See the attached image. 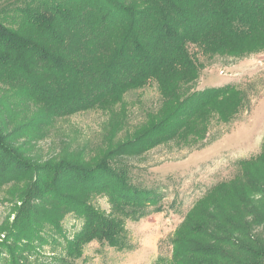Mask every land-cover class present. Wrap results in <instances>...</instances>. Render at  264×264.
<instances>
[{
    "label": "trees",
    "instance_id": "trees-1",
    "mask_svg": "<svg viewBox=\"0 0 264 264\" xmlns=\"http://www.w3.org/2000/svg\"><path fill=\"white\" fill-rule=\"evenodd\" d=\"M189 45L208 58L264 51V0H22L0 9V84L32 103L36 125L91 109L123 114L94 153L63 151L42 162L0 122L2 175L24 179L12 188L17 235L9 234L2 264H40L22 254L21 239L50 246L55 264H74L92 241L124 249L125 220L161 210L162 189L134 184L124 158L189 131L192 145L203 141L193 123L238 92L229 84L195 89L203 64ZM150 83L158 107L115 139L126 123L125 94ZM260 161L264 144L240 162V174L194 202L169 239L170 257L152 264H264V178L244 172ZM94 191L104 193L107 212L90 202ZM67 214L81 222L71 238L61 225Z\"/></svg>",
    "mask_w": 264,
    "mask_h": 264
},
{
    "label": "rangeland",
    "instance_id": "rangeland-1",
    "mask_svg": "<svg viewBox=\"0 0 264 264\" xmlns=\"http://www.w3.org/2000/svg\"><path fill=\"white\" fill-rule=\"evenodd\" d=\"M18 1L0 0V9L22 0ZM188 49L203 64L195 89L229 84L238 88V92L226 96L223 104L193 123L192 130H205L203 141L192 145L189 140L193 133L189 131L180 139H170L141 154L124 158L134 184L162 189L165 197L161 210L138 220H125L126 248L116 249L92 241L83 246L82 255L74 264H152L159 256L169 258V239L175 236L174 231L194 202L216 183L240 174V162L260 152L264 144V51L208 58L195 46L189 45ZM21 98L16 91L0 84V122H5L7 131L4 133L14 132L16 143L23 145L26 155L39 162L63 151L82 149L85 155L94 153L102 146L104 137L123 120L120 108L105 112L91 109L56 119L46 126L36 125L35 107L30 102L24 104ZM159 98L154 83L127 92L124 96L126 123L115 139L133 132L147 111L156 110ZM19 123L23 125L15 130ZM186 142L191 146H186ZM6 170L0 165V252L13 246L14 242L7 238L15 233L9 225L19 203L14 200L12 188H19L24 182V179H14L17 172L2 175ZM33 170L29 169L28 173L33 174ZM244 172L264 178V161L253 169L246 167ZM90 198L94 206L109 210L102 191L92 192ZM61 225L71 238L80 229L81 222L67 214ZM21 242L16 245L19 249L22 247L25 256L36 258L40 264H55L52 261L55 257H50V246H38V239L32 242L21 239ZM31 247V251L28 250ZM34 248L36 255L32 252ZM6 258V253L2 252L0 264Z\"/></svg>",
    "mask_w": 264,
    "mask_h": 264
}]
</instances>
